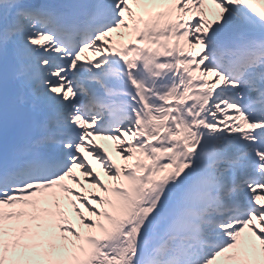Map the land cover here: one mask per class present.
<instances>
[{
  "label": "snow or ice",
  "instance_id": "1",
  "mask_svg": "<svg viewBox=\"0 0 264 264\" xmlns=\"http://www.w3.org/2000/svg\"><path fill=\"white\" fill-rule=\"evenodd\" d=\"M0 264H264V0H0Z\"/></svg>",
  "mask_w": 264,
  "mask_h": 264
}]
</instances>
